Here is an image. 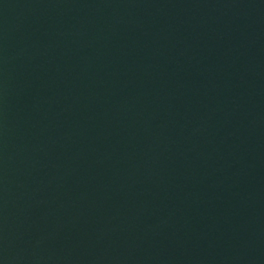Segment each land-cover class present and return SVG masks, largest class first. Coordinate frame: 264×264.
Instances as JSON below:
<instances>
[{"label":"water","instance_id":"1","mask_svg":"<svg viewBox=\"0 0 264 264\" xmlns=\"http://www.w3.org/2000/svg\"><path fill=\"white\" fill-rule=\"evenodd\" d=\"M0 264H264V0H0Z\"/></svg>","mask_w":264,"mask_h":264}]
</instances>
